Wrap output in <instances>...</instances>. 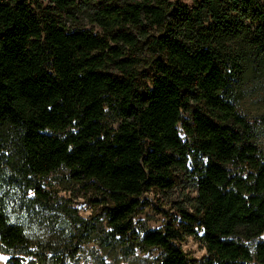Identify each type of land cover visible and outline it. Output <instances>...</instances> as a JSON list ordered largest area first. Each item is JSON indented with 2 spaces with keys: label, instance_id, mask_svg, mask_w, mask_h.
<instances>
[{
  "label": "trees",
  "instance_id": "obj_1",
  "mask_svg": "<svg viewBox=\"0 0 264 264\" xmlns=\"http://www.w3.org/2000/svg\"><path fill=\"white\" fill-rule=\"evenodd\" d=\"M83 12L103 36L76 25ZM132 30L148 75L118 47L137 44ZM251 83H264V0H0V132L19 171L67 170L99 193L112 236L158 249V264H264V160L234 105ZM187 159L191 212L135 234L142 193L172 190ZM186 236L204 244L200 262L180 248ZM27 249L0 195V251Z\"/></svg>",
  "mask_w": 264,
  "mask_h": 264
},
{
  "label": "rangeland",
  "instance_id": "obj_2",
  "mask_svg": "<svg viewBox=\"0 0 264 264\" xmlns=\"http://www.w3.org/2000/svg\"><path fill=\"white\" fill-rule=\"evenodd\" d=\"M76 25L104 35L88 22L84 12L78 14ZM130 33L137 38V44L134 47L118 44V47L123 49L124 58L136 60L137 71H145L148 75L150 54L146 38L133 30ZM110 44L115 46L111 41ZM110 71L116 73L112 67ZM249 90L234 105L252 125L256 147L264 160V83H251ZM107 120L109 125L115 126L110 115ZM185 165L176 170V186L172 190L149 189L142 193L143 205L132 217L135 234L141 236L178 221L179 208L191 212L190 206L196 197L192 178L195 162L187 159ZM0 177V195L6 215L11 223L23 229L28 240L27 254L0 251V264H6L11 257L19 258L23 264H36L38 259L51 264L58 261L64 264L159 263L161 252L158 249L143 247L131 239L114 238L102 206L96 202L100 199L99 193L70 179L64 168L45 177H33L19 171V157L8 129L0 132ZM36 187L40 192L35 190ZM257 240L264 241V233ZM179 246L189 259L200 262L206 256L205 246L198 237L186 236Z\"/></svg>",
  "mask_w": 264,
  "mask_h": 264
}]
</instances>
